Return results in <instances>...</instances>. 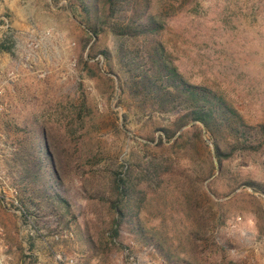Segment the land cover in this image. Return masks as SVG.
I'll return each mask as SVG.
<instances>
[{
    "label": "rangeland",
    "instance_id": "rangeland-1",
    "mask_svg": "<svg viewBox=\"0 0 264 264\" xmlns=\"http://www.w3.org/2000/svg\"><path fill=\"white\" fill-rule=\"evenodd\" d=\"M148 3L184 78L223 97L245 124H264V0ZM78 4L0 0V40L14 42L0 53V264H264V194L242 185L264 188V147L232 152L220 175L204 134L205 144L193 130L173 148V139L154 146L168 114L137 110L120 86L124 39L106 27L92 38ZM36 126L64 167L69 208L49 201L57 215L36 198L39 210L23 207V190L33 193L10 173ZM150 160L168 164L135 219L151 242L128 214L112 246L113 174L125 164L133 177Z\"/></svg>",
    "mask_w": 264,
    "mask_h": 264
},
{
    "label": "trees",
    "instance_id": "trees-1",
    "mask_svg": "<svg viewBox=\"0 0 264 264\" xmlns=\"http://www.w3.org/2000/svg\"><path fill=\"white\" fill-rule=\"evenodd\" d=\"M77 1L78 7L86 16L82 23L92 38L98 37L103 27H106L111 34L124 39L118 47L119 61L124 68L120 86L137 110L141 113L155 111L160 115L168 114L167 121L171 127L161 128L165 140L159 135L154 146L163 147L173 139L169 145L173 148L193 130L198 132L200 141L205 144L202 138L204 134L213 146L220 175L224 161L232 152H257L264 147V124H245L238 112L223 97L205 86L188 82L180 73L171 53L160 41L164 25L149 14L148 0ZM99 2L105 6L103 12H100ZM92 19H96L97 23H92ZM13 47L12 39L0 40V53H11ZM188 125V130L180 132ZM35 129L36 132H30L28 138L18 143L11 166L14 172L10 173L18 184H23L26 188L29 186L30 195L33 193L28 197L25 196V190L22 191L26 197L21 202L23 207L39 210L41 206L33 201L36 198L51 213L57 215L56 210L49 206V201L61 205L65 211L69 208L68 202L59 191L60 174L64 167L56 163L61 156L55 159L43 128L36 126ZM163 165H168L167 161L155 163L150 160L146 164H135L133 173L136 174L133 177L131 169L125 164L121 165V171L114 172L112 184L116 197L112 208L115 218L114 227L108 235L112 246H116L119 226L128 214L131 219L129 224L139 238H143L144 243L151 242L144 238L135 224V219L146 190L155 192L161 186ZM212 173L213 171L206 179ZM140 185L145 188L140 189ZM242 185L264 194V188L254 181ZM165 258L169 261L168 257Z\"/></svg>",
    "mask_w": 264,
    "mask_h": 264
}]
</instances>
